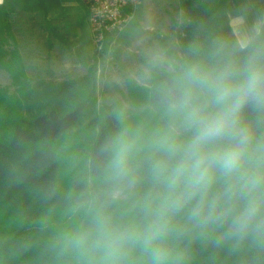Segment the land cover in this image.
<instances>
[{
  "label": "clouds",
  "instance_id": "obj_1",
  "mask_svg": "<svg viewBox=\"0 0 264 264\" xmlns=\"http://www.w3.org/2000/svg\"><path fill=\"white\" fill-rule=\"evenodd\" d=\"M0 264H264V0L134 26L0 131Z\"/></svg>",
  "mask_w": 264,
  "mask_h": 264
},
{
  "label": "rangeland",
  "instance_id": "obj_2",
  "mask_svg": "<svg viewBox=\"0 0 264 264\" xmlns=\"http://www.w3.org/2000/svg\"><path fill=\"white\" fill-rule=\"evenodd\" d=\"M70 1L72 4H66L64 9L59 7V0H47L49 8L63 13V17L50 20L58 29V36L49 37V45L46 42L49 35L39 12L10 13L12 30L30 77L40 76L54 82L83 77L92 64L95 63L96 69L100 66L110 49L122 48L132 27L143 28L153 19L165 21L178 7V0H140L129 24L107 37L100 48L89 31L87 7L77 0ZM0 88L11 89L10 79L2 71Z\"/></svg>",
  "mask_w": 264,
  "mask_h": 264
},
{
  "label": "trees",
  "instance_id": "obj_3",
  "mask_svg": "<svg viewBox=\"0 0 264 264\" xmlns=\"http://www.w3.org/2000/svg\"><path fill=\"white\" fill-rule=\"evenodd\" d=\"M193 0H178V7L190 6ZM38 12L42 15L48 32L47 44L52 35L58 36V29L47 19L44 0H37ZM96 70L95 63L88 67L85 76L65 82L45 81L40 76L28 75L23 56L18 48L12 30L10 12L5 3L0 4V71L7 74L11 89L0 88V131L26 124L32 120L35 112L47 103L59 99L72 83L83 81ZM36 78V79H35ZM44 117L35 119L34 123L47 133Z\"/></svg>",
  "mask_w": 264,
  "mask_h": 264
},
{
  "label": "built area",
  "instance_id": "obj_4",
  "mask_svg": "<svg viewBox=\"0 0 264 264\" xmlns=\"http://www.w3.org/2000/svg\"><path fill=\"white\" fill-rule=\"evenodd\" d=\"M87 7L89 31L96 44L121 31L132 19L140 0H77Z\"/></svg>",
  "mask_w": 264,
  "mask_h": 264
},
{
  "label": "crops",
  "instance_id": "obj_5",
  "mask_svg": "<svg viewBox=\"0 0 264 264\" xmlns=\"http://www.w3.org/2000/svg\"><path fill=\"white\" fill-rule=\"evenodd\" d=\"M45 1V0H44ZM5 3L8 11L11 12H38V3L37 0H2L0 4ZM71 3L70 0H59V7L66 9V4ZM72 4V3H71ZM45 6L47 8V19L53 20L56 18L63 17V13L59 12V9L53 10L49 8L48 2L46 0ZM65 6V7H64ZM62 11H64L62 9Z\"/></svg>",
  "mask_w": 264,
  "mask_h": 264
}]
</instances>
